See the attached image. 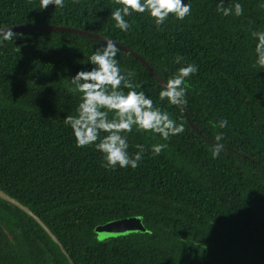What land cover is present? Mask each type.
Here are the masks:
<instances>
[{
	"label": "trees",
	"instance_id": "trees-1",
	"mask_svg": "<svg viewBox=\"0 0 264 264\" xmlns=\"http://www.w3.org/2000/svg\"><path fill=\"white\" fill-rule=\"evenodd\" d=\"M0 0V27L71 26L109 37L141 55L163 79L193 63L187 105L161 101V84L136 57L120 49L122 71L185 131L163 140L133 129L130 155L144 145L139 166L104 167L94 145L77 147L66 115L79 93L71 77L92 67L103 42L77 33L20 30L0 46V190L43 222L0 197V264H264V69L254 66L251 30H264V0L239 2L243 15L224 16L221 0H183L191 15H170L159 28L147 14L115 27V0ZM20 47V51L16 49ZM179 55L182 64L174 63ZM221 118L226 128L214 126ZM223 132L225 150L213 158ZM103 135V133H101ZM167 144L159 155L151 146ZM137 217L143 230L103 239L107 221Z\"/></svg>",
	"mask_w": 264,
	"mask_h": 264
},
{
	"label": "clouds",
	"instance_id": "clouds-1",
	"mask_svg": "<svg viewBox=\"0 0 264 264\" xmlns=\"http://www.w3.org/2000/svg\"><path fill=\"white\" fill-rule=\"evenodd\" d=\"M78 2V0H74ZM118 7L112 9L111 17L115 27L123 32L129 31L130 22L125 19L133 13H147L157 28L163 25L170 15L177 20H184L191 15V3L183 0H115ZM54 5L63 9L64 0H40V10ZM264 7V4H261ZM217 11L224 16L243 15V6L239 2L230 7H224L223 0L217 5ZM23 33L14 32L12 27H0V46L5 42H13ZM251 36L256 41V60L254 66L264 69V30H251ZM99 47L88 57L92 65L90 69L80 70L71 77L72 91L79 93V103L75 115H66L64 124L70 126L77 147L94 145L102 154L104 167L114 170L139 166L144 145L137 144L139 149L135 154L128 152L129 143L127 134L133 129L151 132L167 141L172 136L185 131L183 123H177L167 111L156 106L153 99L146 95L140 84L133 83L134 71H122L117 60L120 51L117 43L104 37ZM20 51V47L16 49ZM184 58L177 55L174 63L182 64ZM198 72V66L193 63L184 64L161 84L159 98L174 106L187 105V92L185 81ZM214 126L221 129L228 126V121L221 118ZM103 133V135H101ZM216 143L212 146L213 158L219 157L225 150L223 132L215 136ZM167 148L165 143L151 146L154 155H159Z\"/></svg>",
	"mask_w": 264,
	"mask_h": 264
},
{
	"label": "water",
	"instance_id": "water-1",
	"mask_svg": "<svg viewBox=\"0 0 264 264\" xmlns=\"http://www.w3.org/2000/svg\"><path fill=\"white\" fill-rule=\"evenodd\" d=\"M6 27H12L13 31H20V30H56L60 32H70V33H77L81 34L87 37L95 38L98 40L103 41V38L106 36H102L95 32H90L88 30L75 28L71 26H63V25H55V24H19V25H12V26H6ZM109 38V37H108ZM111 39V38H110ZM113 40V39H112ZM115 41V40H113ZM104 42V41H103ZM117 43V46L131 54L132 56L138 58L145 66L146 68L154 75V77L159 81L160 84L163 83V79L157 74V72L153 69V67L136 51L128 48L127 46L115 41ZM183 111L185 112L184 106H181ZM0 197L12 202L22 210H24L26 213L33 216L36 221L48 232V234L51 236L53 240H55L54 235L49 231V229L43 224V222L39 219L38 216L34 215L28 207L21 204L19 201L14 199L13 197L9 196L2 190H0ZM144 226L142 225L141 221L134 216H126L122 218L113 219L110 221H107L102 227H99L97 229V238L103 239L105 237L109 236H116L120 234H125L132 231H139L143 230Z\"/></svg>",
	"mask_w": 264,
	"mask_h": 264
}]
</instances>
